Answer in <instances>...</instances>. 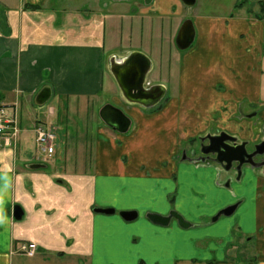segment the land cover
<instances>
[{
	"label": "crops",
	"instance_id": "crops-1",
	"mask_svg": "<svg viewBox=\"0 0 264 264\" xmlns=\"http://www.w3.org/2000/svg\"><path fill=\"white\" fill-rule=\"evenodd\" d=\"M238 4L0 0V107L19 108L21 129L15 142L0 138V264H264V174L180 159L223 133L249 148L264 142V21L235 14ZM186 22L195 41L183 51ZM133 54L151 63L147 83L165 88L155 107L126 103L111 73ZM62 105L74 116L120 109L130 128L96 123L94 145L62 128L53 158L36 142L33 155L22 133L53 123ZM174 212L188 228L148 218ZM20 243L38 253L14 254Z\"/></svg>",
	"mask_w": 264,
	"mask_h": 264
},
{
	"label": "water",
	"instance_id": "water-1",
	"mask_svg": "<svg viewBox=\"0 0 264 264\" xmlns=\"http://www.w3.org/2000/svg\"><path fill=\"white\" fill-rule=\"evenodd\" d=\"M186 6H194L196 0H182ZM195 41V30L191 22H186L181 28L177 37V46L180 50H187ZM125 66L129 63V67L125 70H121V65L117 69L112 68V73L114 74L115 80L122 92L124 99L130 104L140 105L145 108L155 107L158 105L165 96V88L163 86H152L147 87L146 80L147 76L151 70L150 61L142 54H133L124 62ZM123 65V66H124ZM50 95L47 91L42 92L37 98V104L39 106H44ZM114 113L121 118L122 123L125 125V129L122 131L127 132L130 128V121L125 117L123 112L119 109L113 108ZM115 127L119 126L117 124H112ZM211 143V149L217 155V162L219 165L224 167L226 172L233 168L234 163H239L238 172L241 174V169L245 161H248L252 157L258 155L264 157V142L256 146V152L253 154H248L246 151V143L237 144V140L223 133L219 136H211L208 138ZM249 163V162H248ZM251 164V163H249ZM264 166V163H263ZM43 165H35L34 168H42ZM240 177V176H239ZM238 206L229 207L223 210L217 217L213 219L214 222L218 221L221 216L230 217L232 216ZM97 213L113 215L115 210L113 209H97ZM122 218L131 222L137 219L138 214L136 212H126L121 214ZM22 212H16L15 218L21 219ZM148 218L156 224L167 226L170 221L175 218L182 228H188L189 223H187L183 217L179 214L172 213L169 217H162L158 215L151 214Z\"/></svg>",
	"mask_w": 264,
	"mask_h": 264
},
{
	"label": "rangeland",
	"instance_id": "rangeland-1",
	"mask_svg": "<svg viewBox=\"0 0 264 264\" xmlns=\"http://www.w3.org/2000/svg\"><path fill=\"white\" fill-rule=\"evenodd\" d=\"M219 1L225 3V6L227 8V7L231 6L233 0H219ZM240 1L244 5L239 9H242L244 7L243 9H245V10L247 9V11H250V13L252 15H258L259 18H261L263 16L262 11H261L262 8H261L260 4L263 3L264 0H239V2ZM63 4L65 5L64 2H63ZM234 12L236 14L239 11H238V9L237 10L235 9ZM157 71L159 72L161 78H164L165 70L160 69ZM159 74H157V75L159 76ZM171 74H172V70H171ZM123 100L126 103H128L124 98H123ZM105 105H109V104H105ZM102 112H103V108H101L98 112H96L95 110L94 111L92 110L90 112H88L87 110L86 111L82 110L81 112L77 113L74 116V115H70L68 108L66 106H65V108H63V105H62L61 108L57 109L56 115H55L52 122L55 124L56 127L59 128L60 131H62V128L66 129V131H70V129L75 130L76 134H75V136H72V139L76 140L78 143H83V140L81 139V137L83 136V138L86 139L84 141L88 145L89 144L94 145L95 140H96V129L98 126L96 123L102 124L103 121L105 122V119L102 116ZM93 122H95V123H93ZM60 136H61V140L62 141L64 140V143H65L66 140L64 138L62 139L61 133H60ZM22 138L26 141L27 145L29 146L30 152L33 155H35V151H36L35 150V135L33 133H31V131H28L27 134L22 133ZM10 140L15 142L16 137H13V139L10 138ZM198 146H200L199 143H198ZM198 151L199 152L201 151L200 148H198ZM183 158H184V154L181 153V157H180L181 161L183 160ZM229 174H234V171H231V173H229ZM235 177H236V175H235ZM234 206H237V205H234ZM234 206H231V207H234ZM175 214H178V213H175ZM18 251H19V248L17 247V249H15V254L18 253Z\"/></svg>",
	"mask_w": 264,
	"mask_h": 264
},
{
	"label": "flooded vegetation",
	"instance_id": "flooded-vegetation-1",
	"mask_svg": "<svg viewBox=\"0 0 264 264\" xmlns=\"http://www.w3.org/2000/svg\"><path fill=\"white\" fill-rule=\"evenodd\" d=\"M129 66L130 65L128 63V64H126V66L124 65L121 68V70H125L126 67L128 69ZM102 116L106 120L107 123L119 125V126H117L119 130H123V128L125 127L124 123H122L121 118H119L117 116V114L114 113L109 108H106V109L103 110ZM208 138H201L200 142H198L200 144V146H198V144H197V146H195L196 142H192L193 148H191V154L188 155L187 150H185L183 152V154H184L183 160H188V161L190 160V161H193L195 163H210V162H214V163L218 164L217 155L213 152L214 150L211 149V146H210L211 143H210ZM237 144L240 145V143H238V142H237ZM198 148H200V150H201L200 152L198 151ZM246 151H247L248 154H253V153L256 152V146L254 148H249L248 146H246ZM245 162H246V164H244L242 166L241 174H242V171H243V169L245 167H250L251 169H253L255 171L259 170L261 172V174H264V166H263L264 157L263 156L256 155V156L252 157L251 159H249L248 161H245ZM248 162L251 163V164H249ZM221 167L224 170V167L223 166H221ZM238 167H239V163H234L233 164V168L230 171L234 170L236 172V174H237V177L239 178V176H241V174L239 175Z\"/></svg>",
	"mask_w": 264,
	"mask_h": 264
},
{
	"label": "built area",
	"instance_id": "built-area-1",
	"mask_svg": "<svg viewBox=\"0 0 264 264\" xmlns=\"http://www.w3.org/2000/svg\"><path fill=\"white\" fill-rule=\"evenodd\" d=\"M37 144L45 156H52L55 153L57 134L53 128L39 126L36 129ZM8 134L16 137L18 134V122L16 114H8L6 109L0 108V137H6ZM37 252L34 244H23L19 253L33 257Z\"/></svg>",
	"mask_w": 264,
	"mask_h": 264
},
{
	"label": "trees",
	"instance_id": "trees-1",
	"mask_svg": "<svg viewBox=\"0 0 264 264\" xmlns=\"http://www.w3.org/2000/svg\"><path fill=\"white\" fill-rule=\"evenodd\" d=\"M243 5L244 4L240 1L239 4L236 6V9L241 8ZM260 5H261V8H262L261 11H262L263 16L261 18H259V19L264 21V11H263L264 10V1Z\"/></svg>",
	"mask_w": 264,
	"mask_h": 264
}]
</instances>
